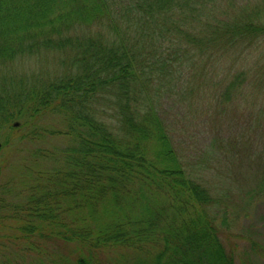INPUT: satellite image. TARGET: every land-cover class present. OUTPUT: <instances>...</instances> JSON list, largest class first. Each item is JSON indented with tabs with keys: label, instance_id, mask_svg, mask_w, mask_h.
<instances>
[{
	"label": "trees",
	"instance_id": "obj_1",
	"mask_svg": "<svg viewBox=\"0 0 264 264\" xmlns=\"http://www.w3.org/2000/svg\"><path fill=\"white\" fill-rule=\"evenodd\" d=\"M263 91L264 0H0V264H237L221 224L236 185L264 207Z\"/></svg>",
	"mask_w": 264,
	"mask_h": 264
},
{
	"label": "rangeland",
	"instance_id": "obj_2",
	"mask_svg": "<svg viewBox=\"0 0 264 264\" xmlns=\"http://www.w3.org/2000/svg\"><path fill=\"white\" fill-rule=\"evenodd\" d=\"M55 63L51 60H41V61H28L25 63H19L15 65L14 69H10L7 71L3 78L7 80L11 85L9 87L15 89L17 82L22 78H25L29 81H33V78L37 75L44 74L46 71L53 70ZM231 67H229V70ZM239 67H234L232 71H237ZM18 87V86H17ZM16 87V88H17ZM264 92V91H263ZM245 111V110H244ZM243 111V112H244ZM247 112V111H246ZM247 115V113H246ZM231 146V145H230ZM234 148L237 147V151L234 155L239 154H247V143L245 140H242V135H239V139H237V143L232 145ZM233 155V156H234ZM233 156L230 157L231 162L233 160ZM21 157V155H20ZM236 157V156H235ZM15 162V155L12 157V163ZM240 162H243L240 157H237L236 166L233 164V171L231 174L237 179H245L249 180L251 178V173L248 171V168H242L238 165ZM234 163V162H233ZM240 166V168H239ZM232 169V168H231ZM9 169L7 170V172ZM234 193L233 197H230L228 201V206L230 207V211L228 210V221L222 223V229L227 233V237H225L226 246L231 252H234V256L236 258L237 264H264L263 260L255 258V256L250 252L249 245L246 242V238L249 236V230L251 229L250 220L245 217L246 211L250 209L254 204L241 205L239 197L236 192L241 194V189H239V185L235 187H231ZM242 190L245 192H250L247 184L241 183ZM244 193V192H243ZM241 199L248 202V199L245 196V193L241 195ZM261 204H256L255 210L253 208L250 209L252 217L254 220H257V217H254L259 213L264 214V207H261ZM236 211V212H235ZM260 222H254L255 226L260 225ZM229 237L231 241H229ZM228 242V243H227ZM247 256V257H245ZM244 260V261H243Z\"/></svg>",
	"mask_w": 264,
	"mask_h": 264
}]
</instances>
